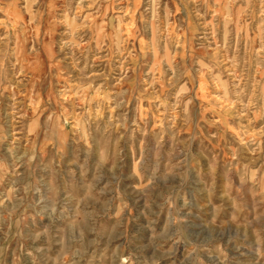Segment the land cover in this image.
<instances>
[{"label": "rangeland", "instance_id": "374dc122", "mask_svg": "<svg viewBox=\"0 0 264 264\" xmlns=\"http://www.w3.org/2000/svg\"><path fill=\"white\" fill-rule=\"evenodd\" d=\"M0 264H264V0H0Z\"/></svg>", "mask_w": 264, "mask_h": 264}, {"label": "clouds", "instance_id": "9594fccd", "mask_svg": "<svg viewBox=\"0 0 264 264\" xmlns=\"http://www.w3.org/2000/svg\"><path fill=\"white\" fill-rule=\"evenodd\" d=\"M202 64V67L203 66V63L200 62ZM210 71V69H207ZM201 75H203V73H201ZM189 92V88L187 87V85L185 83H181L180 86H179V90L176 92V107H179L180 106V103H181V100H180V97L183 95V94H186ZM191 103V99H187V100H184L183 101V105H184V111H187V106L188 104ZM231 106V105H229Z\"/></svg>", "mask_w": 264, "mask_h": 264}]
</instances>
